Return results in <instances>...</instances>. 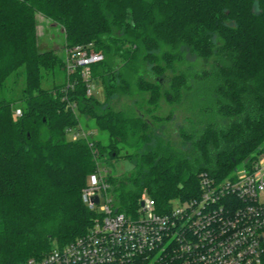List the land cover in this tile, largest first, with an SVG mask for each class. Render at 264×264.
I'll return each mask as SVG.
<instances>
[{"label": "trees", "instance_id": "16d2710c", "mask_svg": "<svg viewBox=\"0 0 264 264\" xmlns=\"http://www.w3.org/2000/svg\"><path fill=\"white\" fill-rule=\"evenodd\" d=\"M38 13L66 48L104 55L91 65L103 101L42 49ZM180 107L178 142L168 125ZM79 114L109 141L72 139ZM263 150L264 0H0V264L87 232L101 214L83 190L100 168L115 210L136 215L144 194L169 210L198 197L201 172L224 179ZM120 159L126 174L112 172Z\"/></svg>", "mask_w": 264, "mask_h": 264}, {"label": "built area", "instance_id": "2783aa9c", "mask_svg": "<svg viewBox=\"0 0 264 264\" xmlns=\"http://www.w3.org/2000/svg\"><path fill=\"white\" fill-rule=\"evenodd\" d=\"M103 58L90 45L66 48L67 69L81 68L88 95L97 88L91 65ZM91 135L70 129L74 140ZM245 166L224 179L201 172L198 197L177 201L179 206L169 210H160L144 194L136 215L115 210L107 170L100 168L84 188L83 200L101 216L84 234L27 264H262L264 150ZM96 195L99 204L93 201Z\"/></svg>", "mask_w": 264, "mask_h": 264}, {"label": "rangeland", "instance_id": "374dc122", "mask_svg": "<svg viewBox=\"0 0 264 264\" xmlns=\"http://www.w3.org/2000/svg\"><path fill=\"white\" fill-rule=\"evenodd\" d=\"M38 33L40 36V43L44 46L42 49H55L61 56L66 57V46H65V34L62 27L56 23H53L50 19L38 13ZM211 62L208 60L198 59L196 61V66L199 68L210 66ZM59 81V80H58ZM97 88L93 92V94L100 99L104 100V91L103 87L99 84H96ZM124 102V101H122ZM185 108V107H184ZM184 109L183 107L177 108L175 112L174 118L171 120L168 125L174 133L173 137L175 141H182V139L177 135V127L178 125L184 123ZM80 119V127L83 128L86 132H91L94 138L102 139L104 142L109 141V134L105 131H101L95 121L93 119L88 118L86 115L79 114ZM247 162V161H246ZM245 161L238 165V170L244 169L247 165ZM132 169V164L125 159H120L115 162L114 166H112V172L116 174H126ZM234 170V173L235 171ZM175 207L179 206L177 201L173 202Z\"/></svg>", "mask_w": 264, "mask_h": 264}, {"label": "water", "instance_id": "95a60500", "mask_svg": "<svg viewBox=\"0 0 264 264\" xmlns=\"http://www.w3.org/2000/svg\"><path fill=\"white\" fill-rule=\"evenodd\" d=\"M93 201L96 203V204H99L100 203V198H99V196H94L93 197Z\"/></svg>", "mask_w": 264, "mask_h": 264}]
</instances>
